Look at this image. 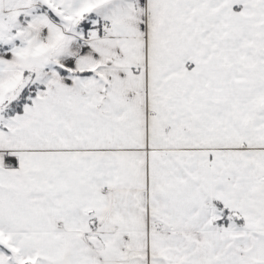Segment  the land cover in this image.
Masks as SVG:
<instances>
[{
    "label": "snow or ice",
    "instance_id": "obj_1",
    "mask_svg": "<svg viewBox=\"0 0 264 264\" xmlns=\"http://www.w3.org/2000/svg\"><path fill=\"white\" fill-rule=\"evenodd\" d=\"M0 264H264V0H0Z\"/></svg>",
    "mask_w": 264,
    "mask_h": 264
}]
</instances>
